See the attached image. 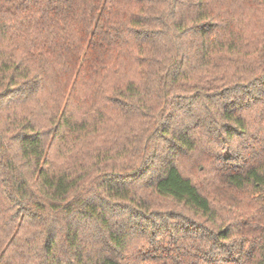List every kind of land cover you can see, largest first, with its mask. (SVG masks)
<instances>
[{"label": "trees", "instance_id": "trees-1", "mask_svg": "<svg viewBox=\"0 0 264 264\" xmlns=\"http://www.w3.org/2000/svg\"><path fill=\"white\" fill-rule=\"evenodd\" d=\"M0 182L38 264H264V0H0Z\"/></svg>", "mask_w": 264, "mask_h": 264}, {"label": "rangeland", "instance_id": "rangeland-1", "mask_svg": "<svg viewBox=\"0 0 264 264\" xmlns=\"http://www.w3.org/2000/svg\"><path fill=\"white\" fill-rule=\"evenodd\" d=\"M183 172L196 179V169L186 160ZM0 182V250L13 252L20 264H38L39 244L43 238L40 226L32 220L14 218L12 210L5 204Z\"/></svg>", "mask_w": 264, "mask_h": 264}]
</instances>
